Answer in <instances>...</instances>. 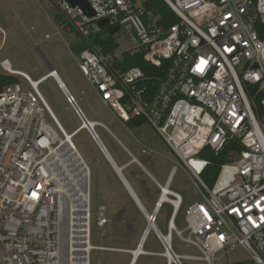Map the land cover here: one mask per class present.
Wrapping results in <instances>:
<instances>
[{"label":"built area","instance_id":"2783aa9c","mask_svg":"<svg viewBox=\"0 0 264 264\" xmlns=\"http://www.w3.org/2000/svg\"><path fill=\"white\" fill-rule=\"evenodd\" d=\"M49 1L87 46L77 54L78 68L102 105L122 123H148L201 194L179 230L174 220L183 199L170 188L176 167L159 185V197L166 196L159 210L171 209L166 233L156 227L158 213L146 220L176 257L173 264H214L238 250L247 257L231 264H264V0H163L177 18L170 25L147 8L149 0H84L91 14L67 0ZM118 33L128 40L124 50ZM108 37L114 50L106 49ZM125 54H142L157 69L166 62L163 76L118 66ZM0 77L18 80L0 86V264H91L94 250L125 252L91 242L92 217L97 228L109 218L103 205L92 211L90 169L72 143L79 130L97 142L102 124L88 120L52 68L32 79L0 58ZM48 78L79 121L70 134L40 92ZM228 147V161L207 185L201 175L210 161L202 153ZM172 233L199 255L175 254L171 240L165 247L162 237Z\"/></svg>","mask_w":264,"mask_h":264},{"label":"rangeland","instance_id":"374dc122","mask_svg":"<svg viewBox=\"0 0 264 264\" xmlns=\"http://www.w3.org/2000/svg\"><path fill=\"white\" fill-rule=\"evenodd\" d=\"M55 15L56 9L49 0H0V28L5 32L4 41L0 48V58L7 59L13 70L23 72L32 79L44 76L50 68L54 69L59 79L75 97L88 120L101 122L112 129L113 124L116 123L115 117L102 105L78 68L76 50L80 38L70 29L56 24L54 22ZM116 38L119 49H126L128 45L127 38L120 33L117 34ZM39 89L64 131L67 134L74 132L79 126V121L72 110L68 108L65 98L54 80L48 78L41 83ZM46 120L55 129L48 116H46ZM96 132L101 137L102 131L99 127L96 128ZM129 132L128 137L130 139L140 140L143 145L137 144L138 153L135 155L146 165L158 182L164 184L171 169L176 167L170 188L179 193L183 199V205L176 224L179 230H183L185 228L184 211L188 205L201 200L199 190L148 123L133 127ZM72 143L90 169L92 211L94 212L98 206L103 205L106 207L107 217L109 218V223L106 226L97 228L95 217H92L90 224L92 244L124 250L125 248L134 247L146 228L147 220L143 219L142 222L133 220L132 223H127V227H125L127 231H124V234L113 233L114 222L112 217L115 215L116 209L110 207L111 201L107 184L108 178L105 176V161L99 156L95 144L88 137L85 130L77 131L72 138ZM143 150L145 152H142ZM157 153H162L163 156ZM140 180L145 181L144 179ZM144 184L143 189L146 190L149 197H154L155 191H151L149 188L153 186L155 189V185L150 180L149 183ZM152 207L153 203L150 204L148 210H151ZM170 210L168 205H164L160 210L159 218L157 215L155 224L163 234L166 233ZM147 213L150 215L152 211ZM140 229L142 234H139ZM117 235H121L122 239H118ZM150 235L146 246L143 248L144 251L147 252L149 249L159 251L162 254L164 249L159 246L152 231ZM187 235V233L183 234L184 237H187ZM171 241L175 254L184 256L199 255L196 249L182 242L177 234L172 233ZM146 257L147 255L140 256L136 264H167L164 257L160 256V261L154 262L146 259ZM244 257L246 258L247 255L243 254L242 250L228 252L220 260H215L214 264H231L237 258L242 259ZM130 259V255L124 252L94 250L91 254V264H129ZM182 264L205 263L186 259L182 261Z\"/></svg>","mask_w":264,"mask_h":264},{"label":"crops","instance_id":"0c3cea01","mask_svg":"<svg viewBox=\"0 0 264 264\" xmlns=\"http://www.w3.org/2000/svg\"><path fill=\"white\" fill-rule=\"evenodd\" d=\"M91 88L93 89L92 86H91ZM93 91L96 94L94 89H93ZM96 96H98V95L96 94ZM55 119H56V117H55ZM115 119H116V123L113 124L112 129H111V127H108L107 125H105L101 122L100 123L102 124V127L98 126L102 131L101 137L98 135L97 132L96 133L98 135V139L101 142L102 146L98 142L93 141L90 138V136L88 135V133L87 132L86 133H87L88 137L92 140V142L95 144V146L99 152V156H101L105 161V166H106L105 167L106 168L105 176H106V178H108L107 184L109 187L108 188L109 189V197H110V201H111L110 207L116 209V213L112 217L113 222H114L113 233L114 234H124V231H127V229H125V227H127V223L128 224L132 223L133 220H137L138 222H142L143 219H146V216L140 210V208L137 206L132 195L129 193V191L126 189V187L123 185L121 178H120L115 167L121 168V173L124 176V178L126 179V181L127 182L130 181V183L128 182V184L130 185L132 191L137 196L138 200L140 201V203L142 204V206L144 207L146 212H151V211L153 212L154 207H155V203L157 202V200L159 198V192H160L159 185L163 186L164 184H161L160 182H158L156 180L155 176L146 167V165H144L143 162H141L138 159V157L135 155L136 153H138L137 152V149H138L137 144H139L141 146H143V145H142L140 140H137V139L132 140L128 137L130 135L129 131L133 127L128 124L129 122L122 123L117 118H115ZM57 122H58V120H57ZM95 122H98V121H95ZM96 128H95V130H96ZM148 151H150V150H148ZM157 154L163 156L162 153H157ZM140 179H144L145 181L140 180ZM149 180L156 187L155 189L153 188V186H150V188H149V190L155 191L154 197L153 196L149 197V195L146 193V190L143 189V187L145 185L144 183H149ZM146 185H148V184H146ZM151 203H153V207L151 208V210H148V207L150 206ZM168 207H170V206L168 205ZM160 210L158 212V218H159ZM169 218H170V214H169L168 220H169ZM168 220H167V223H168ZM166 226H167V224H166ZM139 232H140L139 234H142L141 229ZM150 236L151 235L149 233L146 237V241L144 242V246H146V243H147ZM117 237L120 240L122 239L121 235H117ZM154 238L157 240V238L155 236H154ZM138 242H136L135 246L132 248H130V247L125 248L126 252H124V253H127L130 255L129 251L134 250L136 248ZM157 243L159 244V246L161 248H163L158 240H157ZM120 249H122V248H120ZM146 253H147V254H145V255H147L146 259L151 260L153 262L154 261H160L159 259H160L161 254L159 253V251H152V250L148 249ZM130 258H131V255H130Z\"/></svg>","mask_w":264,"mask_h":264},{"label":"trees","instance_id":"16d2710c","mask_svg":"<svg viewBox=\"0 0 264 264\" xmlns=\"http://www.w3.org/2000/svg\"><path fill=\"white\" fill-rule=\"evenodd\" d=\"M146 6L147 8L153 10L156 14L161 15L164 19V23L167 25L173 24L177 21L176 16L173 14L170 8L163 2V0H149L146 3ZM54 22L58 25L64 26L67 29H70L68 25L65 23V21L62 19V16L57 11L54 17ZM70 31L72 30L70 29ZM116 46L117 44L114 42L113 38L108 37L106 49L111 51V50H114ZM86 48L87 46L85 45L83 40L80 39V43L76 50L77 54ZM165 65H166V62H163L162 67L159 69L148 66V64H146V62L143 60L142 54H137L133 56L125 54L123 57V61L120 64H118V66H121L124 69L138 66L144 71L147 77H156V76L162 77L164 74V70L166 68ZM16 82H18V80L14 77H0V86L7 85V84H14ZM144 123L145 122L141 119H132L129 121L128 124L131 125L132 127H139L143 125ZM230 148L228 147L227 150L223 151L222 153L218 155H215L214 153L209 152L207 149L202 153V157H205L206 159L210 161L209 166L204 170V172L201 175L202 181H204L207 185H211L214 182L218 174L219 166L222 163L228 161L227 152L229 151ZM128 182L130 183V181ZM181 208L179 212L177 213L176 218L174 220L175 225L177 224L178 216L180 214Z\"/></svg>","mask_w":264,"mask_h":264},{"label":"bare ground","instance_id":"6f19581e","mask_svg":"<svg viewBox=\"0 0 264 264\" xmlns=\"http://www.w3.org/2000/svg\"><path fill=\"white\" fill-rule=\"evenodd\" d=\"M77 133V132H76ZM165 189V188H164ZM166 201V196L165 195H161L159 198H158V200H157V205H155V207H154V211L156 212V213H158L159 211V207L164 203ZM155 203V204H156ZM173 206H174V209L175 210H177V208H178V202H174L173 203ZM149 218V215L147 216V219ZM172 228H173V224L170 222V229L172 230ZM155 230V225L150 221L148 224H147V226H146V228H145V230H144V232H143V234L141 235V237H140V240H139V242H138V244H137V246H136V248L134 249V250H131V252H130V255H131V259H130V262H129V264H136L137 263V261H138V259H139V257L141 256V255H145V254H147L145 251H144V242L146 241V237H147V235L151 232V231H154ZM164 237H162V242H163V244H164V246L165 247H168V245H169V241L171 240V238H172V234H170V235H167V234H165V235H163ZM145 240V241H144ZM126 252V251H125ZM129 253V252H128ZM161 256L162 257H164L165 258V260H166V263L168 264V262L170 263V264H173V258H172V254L170 253V251H164L162 254H161Z\"/></svg>","mask_w":264,"mask_h":264},{"label":"water","instance_id":"95a60500","mask_svg":"<svg viewBox=\"0 0 264 264\" xmlns=\"http://www.w3.org/2000/svg\"><path fill=\"white\" fill-rule=\"evenodd\" d=\"M67 1H68L71 5H78L79 7H81V8H83V9L89 11L90 14L92 13V12L90 11V8L88 7L87 3H86L84 0H67ZM104 23H105V21H101V22H100V25L103 26ZM117 29H118L117 26L114 27V28H112V29H109V34L112 35ZM50 69H51V68H50ZM97 142L102 146V144H101V142L99 141V139H97ZM115 168H116V170H117V172H118V174H119V176H120V178H121V181H122L123 185L126 187V189L129 191V193L132 195V197H133V199L135 200L137 206L140 208V210L145 214V216H146V218H147V216H148L149 214L146 212V210L144 209V207L142 206V204H141L140 201L138 200L137 196H136V195L134 194V192L132 191L130 185L128 184V182L126 181V179L124 178V176L122 175V173H121V168H117V167H115ZM155 213H156V212L153 211V212L149 215V216H150V219H151L152 215L155 214ZM173 218H174V214L172 215L171 220H173ZM152 223H153V222H152ZM147 224H148V223H147ZM146 226H147V225H146ZM144 241H145V240H144ZM170 253H171V252H170ZM171 254H172V258H173V260H175L176 257L174 256V254H173V253H171ZM168 264H169V263H168Z\"/></svg>","mask_w":264,"mask_h":264}]
</instances>
